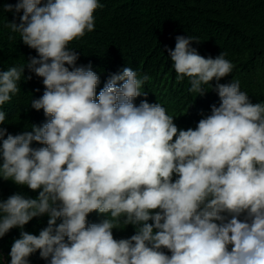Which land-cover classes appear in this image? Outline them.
<instances>
[{"label":"clouds","instance_id":"1","mask_svg":"<svg viewBox=\"0 0 264 264\" xmlns=\"http://www.w3.org/2000/svg\"><path fill=\"white\" fill-rule=\"evenodd\" d=\"M2 7L13 15L5 27L36 56L0 71V106L32 78L27 69L42 78L30 107L45 117L16 135L0 127V179L39 190L0 200V238L20 230L8 264H29L37 250L47 264H264V101L251 103L238 80L219 83L234 67L223 52L204 58L196 38L175 37L176 79L219 98L195 128L178 129L159 103L134 104L147 74L124 67L97 94L91 64L77 65L68 45L94 31L98 0ZM94 211L102 218L89 223ZM43 216L38 235L24 231ZM121 223L135 233L117 240Z\"/></svg>","mask_w":264,"mask_h":264},{"label":"trees","instance_id":"2","mask_svg":"<svg viewBox=\"0 0 264 264\" xmlns=\"http://www.w3.org/2000/svg\"><path fill=\"white\" fill-rule=\"evenodd\" d=\"M103 5L94 11L95 28L83 37L69 43L77 54V65L91 64L99 77L96 93L102 89L107 78L124 67L147 74L150 78L142 86L146 96L141 100L159 103L166 114L174 117L178 129L195 128L203 115L210 113V106H218L219 98L210 85H203V96L189 93L187 78L177 80L168 57V49H174L176 36H191L197 54L204 58H215L221 52L233 65L232 72L221 78L226 84L238 80L240 90L247 93L251 103L264 101V0H98ZM5 3L16 0H0V71L13 65H24L29 57H35L34 49L20 41L18 33L5 27L12 22L11 12H3ZM22 14V12L20 13ZM16 22H19L18 16ZM67 66V65H66ZM21 77L20 91L0 111L6 113L5 124L8 133L16 135L30 124L37 126L45 122L43 110L30 107L31 98H39L44 91L42 78L25 69ZM215 87L216 81L209 82ZM30 131V129H28ZM6 138V137H5ZM33 147L40 145L33 142ZM26 186H17L10 180L0 179V200L15 192H23L35 198ZM94 211L86 220L98 223ZM59 223V221H57ZM148 223H151L149 221ZM47 226V216L33 218L24 226V231L38 235ZM113 229V238H128L135 233L132 225L122 223ZM19 229L13 228L0 238V264H8L11 244L19 238ZM230 247V246H229ZM166 254L167 250H165ZM29 264H47L39 258V250L29 257Z\"/></svg>","mask_w":264,"mask_h":264}]
</instances>
